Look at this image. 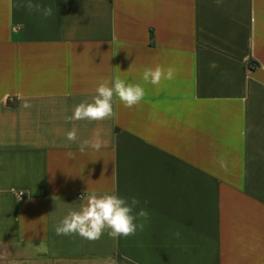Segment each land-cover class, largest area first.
<instances>
[{
    "label": "crops",
    "instance_id": "1",
    "mask_svg": "<svg viewBox=\"0 0 264 264\" xmlns=\"http://www.w3.org/2000/svg\"><path fill=\"white\" fill-rule=\"evenodd\" d=\"M22 2L0 0V264H264V0ZM116 77L138 105L66 122ZM92 192L136 197L143 231L56 235Z\"/></svg>",
    "mask_w": 264,
    "mask_h": 264
},
{
    "label": "clouds",
    "instance_id": "2",
    "mask_svg": "<svg viewBox=\"0 0 264 264\" xmlns=\"http://www.w3.org/2000/svg\"><path fill=\"white\" fill-rule=\"evenodd\" d=\"M19 7L25 8L29 12H40L45 19L53 15L52 7H43L38 3L34 4L32 0H23ZM174 73L173 68L165 70L157 65L154 69L146 68L142 79L146 83L159 85L162 79L172 80ZM114 95L119 98L125 107L132 108L143 100L145 89L139 84L128 83L119 77H116L113 81L105 79L96 88V95L93 97L92 102L83 101L75 106L73 114L65 117L66 122L79 120L103 121L112 118L115 115L113 111ZM23 107L29 108L31 105L25 102ZM77 132L78 130L75 127L66 132V140L71 143L77 142ZM107 146L108 142L101 138L100 130H96L92 139H85L79 143L78 150L81 153L86 148L99 151L102 147ZM68 156L74 158L75 154L69 152ZM219 164L221 168L227 171L228 165L223 158L219 160ZM13 192L16 193V190L13 189ZM23 194L22 191L16 193L17 200ZM80 198L86 199V203L78 211L69 210L62 221L54 226L56 235L78 234L86 240L95 241L100 239L107 229L109 237L117 239L121 236L135 235L137 230L143 231L145 223L149 220V213L143 208L134 214V209L140 204L136 197L126 199L118 196L116 192L98 196L95 192H92L86 197L81 195ZM176 235L179 236V232ZM5 254L6 250L0 252V257Z\"/></svg>",
    "mask_w": 264,
    "mask_h": 264
},
{
    "label": "built area",
    "instance_id": "3",
    "mask_svg": "<svg viewBox=\"0 0 264 264\" xmlns=\"http://www.w3.org/2000/svg\"><path fill=\"white\" fill-rule=\"evenodd\" d=\"M250 66H251V64H250ZM21 192V191H20Z\"/></svg>",
    "mask_w": 264,
    "mask_h": 264
}]
</instances>
